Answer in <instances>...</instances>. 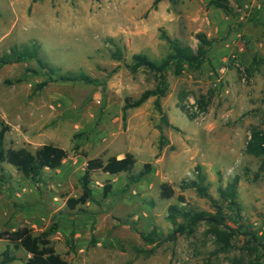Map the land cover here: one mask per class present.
I'll return each mask as SVG.
<instances>
[{"label":"rangeland","instance_id":"rangeland-1","mask_svg":"<svg viewBox=\"0 0 264 264\" xmlns=\"http://www.w3.org/2000/svg\"><path fill=\"white\" fill-rule=\"evenodd\" d=\"M155 1L0 0V56L15 44L37 42L40 56L61 72H84L101 83L53 80L34 91L37 83L48 79L43 72L25 73L27 67L40 69L36 60L0 69V112L11 125L6 146L36 152L52 143L69 152L59 168L43 170L40 183L12 164H3L0 232L28 225L38 234L54 227L50 238L72 264H247L250 260L257 264L256 257L264 255L256 251L250 255L243 236L236 237L228 251H220L206 222L190 235L166 237L173 230L169 206L179 204V195L186 198L180 203L183 207L215 210L212 199L194 188H180L183 179L197 177V166L218 201V187L240 176L242 221L263 232L262 159L245 151L253 128L264 131V42L257 43L259 28L248 23L246 14L241 19L244 10L234 6L227 13L219 12L209 0ZM163 30L194 49L198 32L215 39L208 60L199 68L186 65L180 75L173 69L167 74L169 89L160 102L175 128L161 119L155 97L129 108L126 116L123 112L127 97L136 99L157 84L149 69L133 73L128 65L134 53L157 61L165 57L169 45L161 38ZM117 48L123 52L122 60L112 57ZM233 55L246 70L245 81ZM18 78L22 80L16 82ZM201 96L208 97L205 108ZM126 152L137 159L134 173L146 162L152 164L151 172L127 186L128 173L95 171L93 199L75 209L67 207L69 197L82 193L80 177L89 159L106 160ZM108 181L112 191L103 197ZM164 182L176 190L169 199L160 197ZM224 210L234 217L227 205ZM233 217L227 222L237 227ZM153 227L158 237L150 242L143 234ZM8 244L0 239V254ZM11 249L17 259L10 264H23L29 256L24 249L12 245Z\"/></svg>","mask_w":264,"mask_h":264},{"label":"trees","instance_id":"trees-1","mask_svg":"<svg viewBox=\"0 0 264 264\" xmlns=\"http://www.w3.org/2000/svg\"><path fill=\"white\" fill-rule=\"evenodd\" d=\"M38 0H32V3ZM156 0L155 2H157ZM237 3L240 0H235ZM210 5L218 7L227 13L232 11L230 0H210ZM31 8V6H30ZM233 28H229L228 33H231ZM199 40L198 47L194 49L190 44H187L179 38H172L165 30L161 32V38L164 39L169 45V51L165 57L160 61L152 59L145 53H134L132 62L128 65L129 69L136 73L141 68H147L155 74L157 84L154 88L144 90L141 95L132 99L127 97L123 105L124 116L129 108L139 107L144 104L149 98L155 97L154 105L161 115V119L173 128L163 110L160 98L164 97L169 89L167 79L168 72L173 69L176 75L182 74L184 67L196 66L200 67L201 64L208 60L211 47L215 39L207 36L205 32H198L196 34ZM41 45L37 42L31 45H13L9 51L4 52L0 56V69L11 63H19L26 60H36L40 69H31L27 67L25 73L30 72L40 74L45 73L48 79L39 82L35 85L34 91L48 85L50 81H81L88 84H101L100 80L91 77L84 72L66 71L61 72V68L52 65L50 62L44 60L40 56ZM112 57L116 60L123 59V52L117 48ZM22 79L18 78L16 82ZM6 83H12V80H5ZM200 105L205 108L208 105V97L201 96L199 99ZM180 108L185 111L184 106ZM192 117V116H191ZM0 180L5 179L4 166L5 162L12 164L16 169L25 177L32 179L36 183L42 180L43 170L49 168L55 170L59 168L63 161L68 157V150L52 144H43L36 152H32L25 148H13L6 146V135L11 130V125L6 122L0 112ZM161 131V139L165 137L163 134V127L158 125ZM162 147V145L160 146ZM245 151L249 154L261 157L260 169H264V131L259 128H253L251 137L248 140ZM137 159L132 152H126L123 157L119 158L117 155H111L106 160L101 157H95L88 160L86 168L80 177L82 185V193L79 196H72L67 199V207L75 209L78 206L85 205L93 199V173L101 170L104 173L111 175L128 173L127 186L131 183L139 182L146 177L152 170V164L146 162L143 168L134 173L133 169ZM197 177L183 179L181 189H196L198 193L204 197L213 200V212L207 210H194L180 205L185 202L184 195H179V204H171L169 206L168 219L173 224V230L167 235V239L175 240L179 235L192 234L196 231L197 225L200 222H206L209 225L208 232L212 233L216 242L219 245L220 251H228L232 247V242L236 237H244L249 254L252 255L255 251L264 255V229L254 228L253 225L244 223L242 220V206L238 201L239 195V182L241 177L236 175L225 186L218 187L219 201L216 200L210 192V184L207 182L206 175L202 172L200 166H197ZM112 183L108 181L103 185V197H107L112 191ZM175 188L168 182H164L160 186V197L169 199L175 195ZM224 205L231 209L233 216H228L224 210ZM233 217L237 222V227L229 226L227 220ZM182 221H179V219ZM54 227H50L38 234L33 232V229L28 225L20 226L13 230H4L0 232V239L8 241L7 248L0 254V264H10L17 259L13 254L11 245L14 249H24L29 256L23 261V264H72L60 253L57 252L50 235ZM261 232V234H260ZM158 237V229L153 227L149 234H143V238L147 241L153 242ZM264 256L256 257L257 264H264ZM172 264V263H170ZM247 264H253L251 260Z\"/></svg>","mask_w":264,"mask_h":264},{"label":"crops","instance_id":"crops-1","mask_svg":"<svg viewBox=\"0 0 264 264\" xmlns=\"http://www.w3.org/2000/svg\"><path fill=\"white\" fill-rule=\"evenodd\" d=\"M210 1V0H209ZM231 7L234 6L237 10L243 9V13L239 17L243 19L245 17L244 14L247 15V21L252 26H257L258 30V38L257 43L262 44L264 42V0H240L238 3L235 0H230ZM216 9L220 12L222 9L216 7ZM225 13V12H224ZM225 19L231 20V16L225 13ZM237 17V16H236ZM211 19V18H210ZM213 21V18L211 19ZM209 21V20H208ZM239 28H243V24L239 25ZM239 45L242 46L241 41L239 40ZM243 49V46L241 47ZM123 155H119L118 157L121 158Z\"/></svg>","mask_w":264,"mask_h":264},{"label":"built area","instance_id":"built-area-1","mask_svg":"<svg viewBox=\"0 0 264 264\" xmlns=\"http://www.w3.org/2000/svg\"><path fill=\"white\" fill-rule=\"evenodd\" d=\"M233 58H234V64L241 71L243 80L245 81L247 79V73H246L244 66L241 64L240 60L238 59L236 55H233Z\"/></svg>","mask_w":264,"mask_h":264}]
</instances>
